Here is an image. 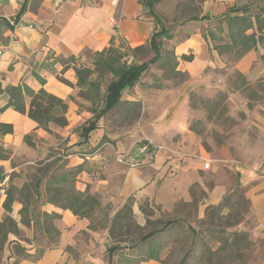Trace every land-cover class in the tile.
<instances>
[{"label":"rangeland","instance_id":"rangeland-1","mask_svg":"<svg viewBox=\"0 0 264 264\" xmlns=\"http://www.w3.org/2000/svg\"><path fill=\"white\" fill-rule=\"evenodd\" d=\"M200 1L161 0L157 5L156 9L163 22L167 26L174 24L172 31L174 36H177V40L187 37L197 29L201 34L206 29H211L217 36H221L216 24L205 23L198 26L194 23L195 21H183L184 18L194 13V6L199 8V14H203L201 7L203 1ZM260 2L261 0H243L237 2V5L248 4L254 8ZM188 22L194 24L189 27ZM219 40L222 42L221 39ZM164 42L162 46L167 51V56H163L161 61L151 65L136 84L140 91L144 88H148V91L160 89L159 93L164 94L169 90L172 91L173 93L166 94L162 98L166 105L169 100H173L172 95L178 93L174 103L164 110L160 107L162 111L155 118H153L155 115L151 114L152 109H147V112H150V124L143 128L145 132L140 131L149 136L151 143L149 140L143 143H150L151 146L158 148L150 150L146 161L138 166H126L138 169L150 168L155 163L156 155H158L159 164L153 165L154 173L152 169L148 172L147 178L150 180L129 196L120 198L113 189L91 192L98 197L100 205L95 209L92 218L96 228L93 231L97 232L93 239L91 252L93 257L88 254L83 260L84 264H107L105 249L108 244L113 243V240L108 242V237H106L111 218L129 200L132 203L133 223L126 225L125 220L122 226L114 225V229L115 238L122 240L119 244L130 245V247L122 249L114 256V264H126V261L124 262L126 258L137 260L145 251L143 244L136 247L139 235L148 230V228L144 229L145 217L139 209L141 205L151 210L150 218L159 220L158 226H162L163 222L168 219H178L182 222L157 236V240L163 245L162 261L157 264H179L190 248L194 247L195 252L201 251L198 240L202 237L207 239L209 234V226L203 221L204 212L208 206L218 204L227 196H230L232 210L224 209V214L230 212L228 221L231 223L236 220L240 222L235 227L236 230L247 231L252 245L245 251L243 259H224L220 264H264V222L258 219L250 201L243 206L240 199L243 196L249 200L246 195L247 191L252 190V187L258 185L259 180L264 179V46H259L256 51H250L251 56H255V60L249 61L246 66L249 72L247 76L242 77L240 72L242 66L238 64L243 62L241 59L247 53L240 55L236 51H224L219 54L206 43L202 54H210L212 64L206 65L200 76L193 78L187 71H181L177 67L178 73L171 70V64L175 59L179 64V60L170 42ZM123 52L126 50L123 49ZM83 55L84 58L79 59V66L92 69L93 54L85 51ZM150 55L151 53L148 55L136 53L131 56L127 53L122 60L127 63L131 60L139 63ZM181 61L184 60L181 59ZM67 63L71 64V62ZM59 79L64 80L62 77ZM87 79L96 82L98 87L93 89L91 104L89 102L85 103L86 105L80 104L82 107L80 109L91 111L102 105L105 88L115 78L112 73L100 67L99 70L93 69V73ZM121 98H125V90L122 91ZM162 105L164 106L163 103L159 106ZM158 109L159 107L157 111ZM125 113L124 109L115 108L110 117L99 121L98 128L90 133L88 141L82 143L81 147H78L76 143L67 145V139L61 140L60 135L50 129L51 136L57 142L50 148V154L55 156L52 162L58 160L55 165L57 167L66 164L69 160L63 156L78 155L82 158H90L93 154L104 151L106 147L112 149L116 144V156L135 150L140 145L139 141L144 139H138L139 132L131 130L136 121L132 116L130 117L131 114H128L130 118L127 122L120 118ZM50 126L58 128L54 124ZM191 127L193 131L190 130ZM79 130L80 127L74 130L77 142L81 140L77 135ZM187 130L195 135V142L185 141L184 145L188 146L189 151L181 153L178 150V154L175 152V143L178 138L174 136L185 134ZM108 132H114L115 139H110ZM42 161L43 159H39L25 166L19 173H12L11 182L21 184ZM205 162H209L208 168L203 167ZM83 164L90 171H94L95 177L105 178L107 176L106 170H99L102 166L99 165L98 169L93 168V165L96 167L98 165L91 163L90 160H86ZM36 210H40L39 204ZM225 222L223 221L224 225ZM188 224L199 231L196 242L187 227ZM23 233L20 232L17 238L37 245L34 252L24 255V259L33 261L39 259L38 250H43L48 240L45 241L39 230L35 238L32 234L31 239V234L26 237ZM82 235L85 238L90 237L87 232H82ZM67 250L74 259H77L73 254V251H76L74 247L68 246ZM196 259L194 258L192 263L196 262ZM12 263L13 254L11 256L10 250L7 248L0 250V264Z\"/></svg>","mask_w":264,"mask_h":264},{"label":"crops","instance_id":"crops-1","mask_svg":"<svg viewBox=\"0 0 264 264\" xmlns=\"http://www.w3.org/2000/svg\"><path fill=\"white\" fill-rule=\"evenodd\" d=\"M239 1L243 0H204L201 5L202 12L203 14H219L226 7L237 5ZM24 3L26 4L24 11L15 20ZM188 23L187 25L191 27L194 23L198 26L205 24V21ZM153 28L152 18L145 14L142 5L137 0H0V86L5 88L9 85L25 84L34 91L43 88L65 100L68 104L65 114L68 121L67 126L56 129L52 126L49 127L60 135L61 140L67 139V145L77 143L74 130L92 116L91 111L80 109L82 108L80 104L86 105L85 103L88 102L91 104V101L78 95L77 78L71 67L73 64L64 69L62 64L53 63V59L72 55L75 65L79 66V59L84 58L85 51L93 54L102 52L110 46L119 47L123 51L126 45L131 48L143 45L148 41ZM164 41L170 42L169 44L173 46L174 54L179 60L177 69L187 71L193 78L200 76L206 65L212 64L210 54H202L206 42L198 29L183 39L177 40V36H174L172 39L163 40V45ZM189 51L194 55V58L190 61H181L179 58L183 54H188ZM241 60L243 62L238 64L242 66L240 72L247 76L249 70L246 69V66L249 61L255 60V56H251L249 51ZM34 73L44 78L45 83L41 84ZM59 77L68 83L63 82ZM137 86L136 84L132 88L125 89V98L121 99L141 102L140 115L134 121L131 130L139 132L138 139L151 142L149 136L140 131L150 124V112L148 113L147 109H152L151 114L155 115L153 117L155 118L162 109L164 110L174 103L178 92L172 95L173 100H169L166 105L162 98L166 94L173 93L172 91L169 90L165 94L159 93L160 89L148 91V88H144L140 91ZM25 100L28 104L30 98L26 97ZM5 103V96L0 94V107ZM159 103H163L164 106H159ZM112 111H109L100 121L110 117ZM120 118L123 121H128L126 114ZM0 123L11 124L13 128L12 133L0 134V146L6 150L3 153L7 155L0 159V171L5 176L0 181V221L6 215L11 216L17 222L19 231L24 232L26 237L31 234V239L32 227H24L19 222L21 203L14 200L10 212L3 208L2 204L6 198L5 188L9 185L8 178L12 173H19L25 166L33 164L39 159L49 158L52 160L55 156L50 154V148L57 142L50 133L38 128L36 122L28 118L27 115L10 107L0 111ZM107 135L111 137L110 139H115L114 132H108ZM25 136L30 137V145L25 142ZM174 137L178 138L175 143V152L178 154V150L181 153L189 151L188 146L184 145L185 141L195 142V135L190 130ZM115 150H117V144L112 149L106 147L104 151L93 154L90 158L85 157L86 160L98 165L97 167L93 165V168L98 169L99 165L102 166L99 170H106L107 176L97 178L94 176L93 170L90 171L85 167L75 177V189L83 191L88 188L92 193L113 189L120 198L126 197L142 188L150 180L147 178L148 172L152 169V173H154L153 165L159 164L157 162L158 155H156L155 163L150 168H130L116 161ZM63 158L69 159L65 165L68 168L78 166L86 161L85 158L78 155H68ZM118 175L119 178H117ZM259 181L258 185L252 187L253 189L249 192L247 191L246 195L256 216L264 222V179ZM12 184L17 187L21 186V184L13 182ZM255 191L256 195H254ZM40 211L58 214V218L53 220V224L59 231V235L56 237L54 247L45 249L39 259L35 261L22 259L21 264H84L83 260L88 254L93 257L91 254L93 239L97 232L88 229V219L80 218L67 209H59L51 203H43L40 206ZM82 232H87L90 237L85 238ZM9 237L14 236L10 235ZM44 239L48 240V235H44ZM79 239L81 240L79 241ZM17 241L23 244L30 253L34 252L37 247L32 242H24L21 239ZM68 246L76 249L73 254L77 259H74L67 250ZM144 263L157 264L158 262L154 260L141 262V264Z\"/></svg>","mask_w":264,"mask_h":264},{"label":"trees","instance_id":"trees-1","mask_svg":"<svg viewBox=\"0 0 264 264\" xmlns=\"http://www.w3.org/2000/svg\"><path fill=\"white\" fill-rule=\"evenodd\" d=\"M137 1L142 5L145 14L152 18L154 24L153 31L145 44L134 48L126 45V52L114 46H110L102 52H94L92 69L76 66L72 55L66 58L55 57L53 59V63H61L64 69L70 66L67 62L73 64L71 67L77 78L78 95L90 101L93 99V89L98 87L96 82L87 79L93 73V69L99 70L102 67L112 73L115 78L105 88L102 105L97 109L93 108L91 110V118L80 126L78 136L81 140L76 143L77 145L86 143L90 133L98 128L101 118L115 108L124 109L127 119L131 116L133 119L139 117L142 109L141 102L121 99L122 91L135 86L151 65L161 61L163 56H167V51L163 49L162 42L174 37L172 31L174 24L167 26L157 11L156 7L161 0ZM202 1L204 0L200 2ZM25 5L24 3L21 6L15 20L24 11ZM193 8L194 13L184 18L183 21H205V23L218 25L221 36H217L211 29H206L202 34L208 46L217 51V53L236 51L243 55L251 50L256 51L259 46H264V0H261L254 8H251L248 4L232 5L226 7L219 14H199V8L195 6ZM127 53H130L131 56L136 53L145 55L151 53V55L142 62L137 63L131 60L130 63H127V61L122 60ZM181 59L190 61L192 54H183ZM176 67L177 61L175 59L171 64V70L178 73ZM34 75L41 84L45 83L44 78L36 73ZM241 75L243 77V74ZM62 81L68 83L66 80ZM0 94H3L6 98V103L0 107V111L10 107L21 114L27 115L28 118L36 122L38 128H42L48 133L51 131L50 124L60 128L68 124L65 116L68 109L67 102L43 88L34 91L25 84L9 85L5 88L0 86ZM26 97L30 98L28 104L25 100ZM128 114H131L130 117ZM190 130L193 131L192 127ZM12 131L11 124L0 123V134L12 133ZM29 138V136H25L24 140L30 145ZM143 141L146 142L145 139L140 142L143 143ZM3 151L6 150L0 146V159L7 157ZM52 160L49 158L43 159L33 172L28 174L27 179L19 187L12 184L10 175L8 178L9 185L5 188L6 198L2 204L5 211L10 212L12 202L18 200L21 203L19 210L20 224L24 227H32L33 238L36 237L38 230L43 236L48 235L46 247L43 250H38V258L42 256L45 249L54 247L59 231L53 224V220L58 218V214L36 210L37 204L41 206L43 203H51L59 209H67L80 218H86L89 221V230H96L92 218L95 209L100 205L98 197L92 194L88 188L80 191L74 187L75 177L85 169L84 164L70 168H66V164L56 167L58 160L56 162H52ZM4 178L5 176L0 171V181ZM238 184L239 181L237 182ZM240 199L243 206L249 203V200L243 196ZM230 202V196H227L218 204L210 205L206 208L203 221L209 226L207 239L202 237L198 240L199 231L190 224L187 225L194 236V242L199 241L201 251L195 252L194 247L190 248L183 255L179 264H220L224 259H243L245 251L251 247L252 241L247 231L236 230L235 227L240 224L238 220L233 223L228 221L230 219L228 213L230 212L224 214V209L232 210ZM139 209L145 217L144 229L148 228V230L139 235L136 247L138 248L143 244L145 251L139 259L126 258L124 262L126 261V264H141V262L149 260L161 262L163 245L157 240V236L171 230L182 222L178 219H168L163 222L162 226H158L157 222L159 220H151L150 215L152 212L148 207L141 205ZM132 215V203L130 200L113 214L107 231L108 242L113 240V243L108 244L105 249L107 264H114V256L122 249L130 247V245L119 244L122 240L115 238L114 225L122 226V222L125 220L127 221L126 225H130L133 223ZM223 221H226L225 225ZM19 234L17 222L9 215L4 216L0 221V250L4 248L10 250L11 256L13 254L12 264H21V259H24V255L30 253L23 244L17 241ZM10 235L14 237H9ZM209 241H212V244ZM194 258H197V261L192 263ZM133 261L136 262L134 263Z\"/></svg>","mask_w":264,"mask_h":264},{"label":"built area","instance_id":"built-area-1","mask_svg":"<svg viewBox=\"0 0 264 264\" xmlns=\"http://www.w3.org/2000/svg\"><path fill=\"white\" fill-rule=\"evenodd\" d=\"M150 143L140 142V145H138L135 150L129 151L125 155L122 154L121 156H116V161H118L119 163L125 164L127 166H130V167L138 166L143 161H146L145 159L147 158V153L150 150H154L155 148H158L157 146H155V147L153 145L151 146ZM203 167L208 168L209 162H205L203 164ZM2 185H3V183H2ZM3 193H4V191H3Z\"/></svg>","mask_w":264,"mask_h":264}]
</instances>
